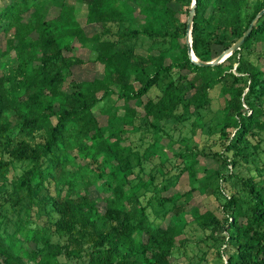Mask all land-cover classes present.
Returning <instances> with one entry per match:
<instances>
[{
  "label": "trees",
  "instance_id": "trees-1",
  "mask_svg": "<svg viewBox=\"0 0 264 264\" xmlns=\"http://www.w3.org/2000/svg\"><path fill=\"white\" fill-rule=\"evenodd\" d=\"M192 1L0 4V264H60L61 255L80 264H264V13L238 49L204 66L186 44ZM263 8L196 0L193 55L216 59ZM142 39L158 42L157 52H137ZM78 46L90 49L86 60ZM87 61L102 65L101 76L71 79ZM181 140L190 150L180 157L170 148ZM202 157L219 167L198 179ZM182 175L192 185L184 192L174 188ZM194 190L204 197L187 208ZM187 228L200 233L192 246Z\"/></svg>",
  "mask_w": 264,
  "mask_h": 264
},
{
  "label": "rangeland",
  "instance_id": "rangeland-1",
  "mask_svg": "<svg viewBox=\"0 0 264 264\" xmlns=\"http://www.w3.org/2000/svg\"><path fill=\"white\" fill-rule=\"evenodd\" d=\"M7 0H0V4L5 3ZM54 9L51 10L52 13H54ZM3 36H2V32L0 30V45H3ZM152 46L153 47V53L157 52V48L159 46L158 42H153L147 39H142L139 44H138V48L136 49L137 52L139 53H144L146 48ZM79 47V46H78ZM90 49L89 48H77L74 50V54L81 56L83 59H87L88 54H89ZM9 65H15V60L12 56V58L9 59ZM102 74V65L99 63H91V62H86L85 64L81 65V66H75L73 68V73L71 76V79H75V80H80V79H91L93 76H101ZM65 85H67V79L65 80ZM218 90L215 89L212 93V95L214 96L213 98V102H212V107L214 109L220 108L223 103H224V98L220 95L217 94ZM153 91L152 94H154ZM147 97L144 96L142 98V102L146 101ZM118 103H121V101H118ZM142 106H139V109H141ZM121 113V112H119ZM213 113V112H211ZM210 113V114H211ZM215 116L217 117V119L220 116L219 110H217L215 113ZM96 115L99 119L100 123H104L106 120V115H102L100 114L98 111H96ZM210 116V115H209ZM133 139H135L134 141L136 143H138V138L137 136L134 137ZM200 139V130L197 131V134L194 136V140L195 142H198ZM167 141V139H163L162 142L165 143ZM141 142V141H140ZM130 143V141L127 139L125 141H123V144H128ZM142 143V142H141ZM187 141L186 140H181L179 143L174 144L170 149L172 150V152H174L175 154H179V156L181 157L184 153L189 152V147H187L186 145ZM165 148H161L158 147L157 151H156V155H158V157L161 159H165L167 157V154L165 152ZM180 157L176 156L174 157V159L176 160V162H178L180 160ZM219 167L218 162L216 160H214L213 158L210 157H202L200 163L197 165V177L198 179L201 178H205V177H211L212 175H214L215 171L217 170V168ZM192 185L188 182V179L185 175L180 176V178L177 180L176 185H175V189L180 191V192H184L186 190H188ZM94 194V193H93ZM204 196L199 194L196 190L192 191L191 193H189L188 195H186L183 198V201L186 204L187 208H190L192 206V203L199 201L200 199H202ZM201 210H203V208H200ZM12 214L9 213L8 216H11ZM16 216H13V218L15 219ZM5 225V224H3ZM7 228H9L10 230H12V227H14V223L12 221L8 220L7 225H5ZM187 237L189 239V243L190 246H192L194 244V241L200 237V233L199 231L193 229V228H187L186 231ZM53 238L56 239L57 235L56 233L52 234ZM189 256L194 255L193 261L194 262H198L199 257L198 255H196V250H189L188 251ZM60 260V264H80L78 261H74V260H69L67 258H65V256L61 255L59 257ZM186 260V258H181L178 261L180 263H184ZM201 264H224L223 262H221V260H218L217 257L215 256H211L209 258L208 262H204V261H200ZM31 264V263H28Z\"/></svg>",
  "mask_w": 264,
  "mask_h": 264
},
{
  "label": "water",
  "instance_id": "water-1",
  "mask_svg": "<svg viewBox=\"0 0 264 264\" xmlns=\"http://www.w3.org/2000/svg\"><path fill=\"white\" fill-rule=\"evenodd\" d=\"M195 2L196 0L192 1V4L189 8V13L187 16V21H186V44H187V49H188V54L191 57V59L196 62L199 65H215L217 63L222 62L226 57H228L234 50L238 49L240 45L243 43L245 37L251 32L253 26L255 25L256 21L263 15L264 13V8L260 10L250 21L248 27L244 31V33L225 51H223L216 59L212 61H201L198 58H196L193 55L192 51V40H191V29H192V21H193V16L195 13Z\"/></svg>",
  "mask_w": 264,
  "mask_h": 264
}]
</instances>
